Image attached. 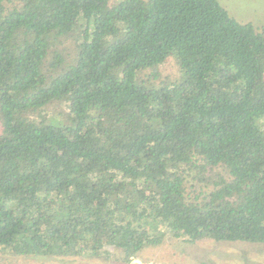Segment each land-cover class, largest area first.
Segmentation results:
<instances>
[{"label": "trees", "instance_id": "1", "mask_svg": "<svg viewBox=\"0 0 264 264\" xmlns=\"http://www.w3.org/2000/svg\"><path fill=\"white\" fill-rule=\"evenodd\" d=\"M167 238L264 245V30L218 0H0V253Z\"/></svg>", "mask_w": 264, "mask_h": 264}, {"label": "rangeland", "instance_id": "2", "mask_svg": "<svg viewBox=\"0 0 264 264\" xmlns=\"http://www.w3.org/2000/svg\"><path fill=\"white\" fill-rule=\"evenodd\" d=\"M229 15L240 23H250L256 30H264V0H218ZM8 6L11 7L10 2ZM73 56L78 49L70 47ZM162 79H175L179 75L177 63L169 59L159 68ZM54 106L49 110L54 112ZM110 261L95 259L67 258H24L0 253V264H121L120 254L110 249ZM131 264H264V245L216 242L206 240L188 244L167 238L158 248L148 249L142 258H135Z\"/></svg>", "mask_w": 264, "mask_h": 264}]
</instances>
